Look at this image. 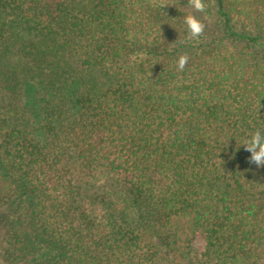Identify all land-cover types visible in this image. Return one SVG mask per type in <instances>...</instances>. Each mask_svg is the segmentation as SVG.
<instances>
[{
	"label": "trees",
	"instance_id": "16d2710c",
	"mask_svg": "<svg viewBox=\"0 0 264 264\" xmlns=\"http://www.w3.org/2000/svg\"><path fill=\"white\" fill-rule=\"evenodd\" d=\"M203 2L0 0L7 263L264 264V0Z\"/></svg>",
	"mask_w": 264,
	"mask_h": 264
},
{
	"label": "clouds",
	"instance_id": "9594fccd",
	"mask_svg": "<svg viewBox=\"0 0 264 264\" xmlns=\"http://www.w3.org/2000/svg\"><path fill=\"white\" fill-rule=\"evenodd\" d=\"M189 3L192 9H194L196 12L204 11L205 4L203 0H189ZM183 22L186 26L187 37L190 40H197L202 35L205 26L200 19L196 18L195 15L191 13L186 14L184 16ZM187 62L188 57L186 55H179L176 60V68L182 72ZM229 137L222 145L228 141ZM240 145H243L244 150L249 153V156L247 157V162L249 165H254L257 169L264 166V127H255L250 134L244 137L239 146Z\"/></svg>",
	"mask_w": 264,
	"mask_h": 264
},
{
	"label": "rangeland",
	"instance_id": "374dc122",
	"mask_svg": "<svg viewBox=\"0 0 264 264\" xmlns=\"http://www.w3.org/2000/svg\"><path fill=\"white\" fill-rule=\"evenodd\" d=\"M2 211H3V208L0 207V264H9L5 260V257H4V254H3V248H2L3 242L1 241V239H2V234H1V224H2L1 216H2Z\"/></svg>",
	"mask_w": 264,
	"mask_h": 264
}]
</instances>
